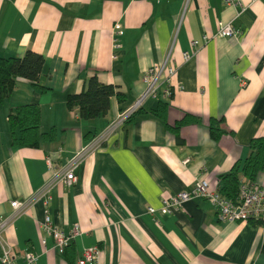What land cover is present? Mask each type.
Here are the masks:
<instances>
[{
    "label": "crops",
    "instance_id": "0c3cea01",
    "mask_svg": "<svg viewBox=\"0 0 264 264\" xmlns=\"http://www.w3.org/2000/svg\"><path fill=\"white\" fill-rule=\"evenodd\" d=\"M116 21L123 32H115ZM220 21L238 32L218 34ZM28 49L45 56L39 79L45 89L19 76L0 103V217L14 211L13 199L23 201L4 230L18 264L26 251L38 255L36 264H77L94 245L93 264H264L263 224L223 221L206 197L170 213L161 209L164 196L190 188L199 176L220 189V176L264 133V0H0V55ZM185 50L193 52L187 60ZM167 56L181 87L168 97L162 85L147 97L66 184L67 164L91 139L86 135L99 134L134 104L144 71ZM93 74L123 95L111 97L105 115L83 118L67 107V96L85 89ZM27 102L40 103L41 129L55 125V139L12 144L9 112ZM161 102L168 103L165 119L152 111ZM186 113L196 118L174 129ZM212 118H222L227 130L217 139ZM256 182L264 186V169ZM49 184L53 223L67 233L78 227L73 261L40 225L39 191Z\"/></svg>",
    "mask_w": 264,
    "mask_h": 264
},
{
    "label": "built area",
    "instance_id": "2783aa9c",
    "mask_svg": "<svg viewBox=\"0 0 264 264\" xmlns=\"http://www.w3.org/2000/svg\"><path fill=\"white\" fill-rule=\"evenodd\" d=\"M232 3L235 0H225ZM115 32H123L122 24L116 21ZM238 32V29L230 22L220 21L218 34L233 35ZM196 42V40L194 41ZM193 52L185 50L183 52L184 60L189 59ZM178 74V66L170 61L167 56L163 61L151 64L143 74V82L145 87L137 100L130 107L120 111L118 115L110 122V124L99 134H95L81 149H79L72 159L68 162L62 180L66 184H72L77 180L78 175L75 172L76 167L80 162L99 150L107 141L109 136L124 123L140 106L144 100L149 96H157L164 85L162 91L165 96H172L176 88L181 87V83L176 82ZM178 83V84H177ZM52 184L46 185L39 191L45 203V216L40 220L41 227L48 233L52 234L56 246L61 250L71 241V239L78 232V227L75 226L69 233L57 227L51 218L48 203L51 198ZM194 197H206L210 199L217 209L219 219L223 221L241 220L248 221L251 218L261 219L264 225V186L255 182L251 185L243 183L241 185V195L238 201H235L221 192L220 189L213 188L211 183L205 175L199 176L194 184L187 189L164 196L162 200V212L170 213L183 205V203ZM11 204L14 211L10 215L0 217V244L1 255L0 264H18L15 258L13 245L4 236L5 228L11 224L14 218L23 211V201L19 198L13 199ZM150 212L157 211L155 206H149ZM43 242L46 238L43 237ZM97 246H88L83 250L81 256L76 260L77 264H93L97 260L98 255ZM24 264H36L38 255L33 251H26L24 253Z\"/></svg>",
    "mask_w": 264,
    "mask_h": 264
},
{
    "label": "trees",
    "instance_id": "16d2710c",
    "mask_svg": "<svg viewBox=\"0 0 264 264\" xmlns=\"http://www.w3.org/2000/svg\"><path fill=\"white\" fill-rule=\"evenodd\" d=\"M44 65L45 56L33 49H28L22 56L0 55V103L11 96L19 76L29 78L34 87L45 89V86L39 81L44 71ZM114 94L122 99L123 93L117 90L115 84L103 82L97 74H93L89 77L85 89L68 94L66 103L69 109L77 108L81 117L95 118L105 115L109 111L111 97ZM167 106V102H161L152 111L165 119ZM41 117V105L37 102L21 103L10 110L8 121L12 144L38 146L43 138L55 139L56 126H52L47 131H42ZM191 118L195 119L196 116L186 113L185 117L180 119L173 128L177 130L183 122H187ZM222 121V118L219 120L212 118L210 120V131L216 139L227 131L221 125ZM95 134L92 133L90 136L87 134L86 137L92 138ZM249 147L250 154L244 159L237 160L228 172L220 176L222 181L221 192L235 201L240 199L241 185L243 183L248 185L255 183L258 173L264 169V133L253 137ZM250 220L263 224L261 219L251 218ZM74 249L75 244L73 241H70L63 249L64 255L71 261H73ZM262 249L264 251V243Z\"/></svg>",
    "mask_w": 264,
    "mask_h": 264
}]
</instances>
